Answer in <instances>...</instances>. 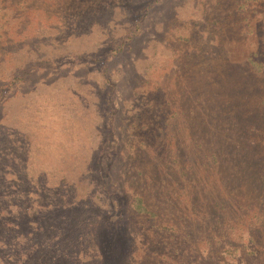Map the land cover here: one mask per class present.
I'll return each instance as SVG.
<instances>
[{"label":"rangeland","instance_id":"1","mask_svg":"<svg viewBox=\"0 0 264 264\" xmlns=\"http://www.w3.org/2000/svg\"><path fill=\"white\" fill-rule=\"evenodd\" d=\"M0 264H264V0H0Z\"/></svg>","mask_w":264,"mask_h":264},{"label":"trees","instance_id":"2","mask_svg":"<svg viewBox=\"0 0 264 264\" xmlns=\"http://www.w3.org/2000/svg\"><path fill=\"white\" fill-rule=\"evenodd\" d=\"M135 208L137 209V211H147L146 210V207L144 206V204L141 202V199L139 197L136 198V201H135ZM26 226H29L28 225V222L26 221V224H24ZM38 232H40L38 230Z\"/></svg>","mask_w":264,"mask_h":264}]
</instances>
